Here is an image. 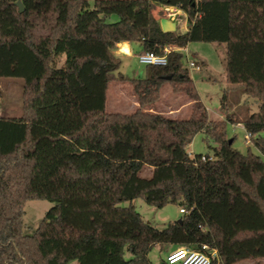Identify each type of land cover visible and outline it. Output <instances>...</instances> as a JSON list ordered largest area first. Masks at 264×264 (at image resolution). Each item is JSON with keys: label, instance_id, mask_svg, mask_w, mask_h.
<instances>
[{"label": "trees", "instance_id": "16d2710c", "mask_svg": "<svg viewBox=\"0 0 264 264\" xmlns=\"http://www.w3.org/2000/svg\"><path fill=\"white\" fill-rule=\"evenodd\" d=\"M157 5L184 11L189 30L163 31ZM195 41L226 44V80L258 111L236 116L224 101L226 117L210 118L179 50ZM122 42L172 50L129 79L115 53ZM0 77L23 79L21 116H0V264H152L156 246L264 264V0H0ZM113 81H131L140 107L108 112ZM165 83L193 101L188 118L144 109ZM229 122L259 154L234 146ZM200 132L212 159L187 150ZM139 197L185 212L159 229L134 207ZM32 199L54 206L25 234Z\"/></svg>", "mask_w": 264, "mask_h": 264}, {"label": "rangeland", "instance_id": "374dc122", "mask_svg": "<svg viewBox=\"0 0 264 264\" xmlns=\"http://www.w3.org/2000/svg\"><path fill=\"white\" fill-rule=\"evenodd\" d=\"M91 4L95 0H89ZM156 17L160 20L171 17L169 10H161L156 7L153 10ZM175 30L177 35H183L189 26L186 19V13L180 11V15L175 14ZM188 49L192 59L201 63L202 68L189 69L197 90L208 109L211 119H224L225 112L222 109V104L225 101L229 107V112L236 113V116H245L248 113L258 111L259 106L255 99L248 97L243 91L242 84H230L226 80V58L227 48L225 43L218 42H204L195 41L188 44ZM117 47L115 53L122 59V64L119 71L127 78H143L145 76L146 65L141 63L138 59V52L135 51L132 55H125L118 51ZM186 65V58H183ZM164 86V87H163ZM226 92V100L224 94ZM174 96V97H173ZM184 92H174L168 83L162 85L160 89V96L157 101L144 107V109L152 108L155 112L166 115L168 113L165 109V103H174L178 101ZM138 97L135 94L131 81H113L108 85L106 92L107 110L115 108L122 113H131L137 109ZM23 104V79L16 77H0V116L5 117H19L22 113ZM168 104V103H166ZM190 109L184 107L179 119H185L186 114ZM166 111V112H165ZM228 135L230 138L235 137L234 146L242 153H246L248 148L257 154L259 150L246 139L248 133L244 125L238 123H228ZM264 136V131L262 132ZM214 146V144H213ZM191 156L200 154H209L214 156V149L208 146L205 140L204 132L195 135L192 143L187 147ZM134 207L142 217L150 222L153 226L162 229L170 221H174L181 216L180 206L177 204H167L164 207H155L146 203V201L139 197L132 201ZM128 205L130 202H124ZM54 206V203L46 199H32L25 203V213L23 215L24 233L32 234L38 227L46 213ZM168 253L161 252L159 247H154L149 253V258L152 264H160L161 260L167 256ZM128 258L130 254L126 255ZM72 264H77L73 262ZM236 264H251L249 261H240Z\"/></svg>", "mask_w": 264, "mask_h": 264}, {"label": "built area", "instance_id": "2783aa9c", "mask_svg": "<svg viewBox=\"0 0 264 264\" xmlns=\"http://www.w3.org/2000/svg\"><path fill=\"white\" fill-rule=\"evenodd\" d=\"M171 17H176V10L169 8ZM172 50L171 47L166 46L164 48V52L162 54L156 53L154 51L143 50L138 54V59L141 63L148 64H158L165 65L168 62V53ZM184 52V57L186 58V66L189 69H197L200 70L201 66L192 59L190 55V51L188 47L180 48ZM246 139L250 140V133L246 134ZM212 156H202V159H212ZM180 212H185L183 208L180 209ZM216 258V264H222L220 257L218 256V252L216 249L208 250L206 246H204L203 250H195L186 246H180L172 251H170L167 255V261L170 264H213V260Z\"/></svg>", "mask_w": 264, "mask_h": 264}, {"label": "crops", "instance_id": "0c3cea01", "mask_svg": "<svg viewBox=\"0 0 264 264\" xmlns=\"http://www.w3.org/2000/svg\"><path fill=\"white\" fill-rule=\"evenodd\" d=\"M156 7H158L161 10L162 9L163 10H168L169 8L175 9L177 15H180V11H182L181 9L176 8V7H172V6H158L157 5ZM162 19H163V17H162ZM167 19H169L170 21H173V22L175 21V17H169ZM160 21H161V19H160ZM188 30H189V26L187 27V31ZM117 47L119 48V50H118L119 52H121V53H123V54H125L127 56L132 55L135 51H137L138 54L141 51H143L137 45H132L129 42L119 43ZM201 68H202V66H201ZM136 103L137 104H134V106L137 105V108H139L140 107L139 103L138 102H136ZM166 103H168V104H166ZM166 103L164 104L165 105L164 107H165L166 111L168 112V113H166V116H170V117H173V118L179 117V115L182 114L181 112L183 111L184 107H187V108L190 109L188 111V113L186 114L185 118H188L190 116V114H191L193 101L186 94H185V96H182V98H180L178 101H175L174 103H171V104L169 102H166ZM107 106H108V104L106 103V110H107ZM145 110L146 111H150V112H155L154 109H152V108L145 109ZM107 111L108 112H120V111H117L115 108H110Z\"/></svg>", "mask_w": 264, "mask_h": 264}, {"label": "water", "instance_id": "95a60500", "mask_svg": "<svg viewBox=\"0 0 264 264\" xmlns=\"http://www.w3.org/2000/svg\"><path fill=\"white\" fill-rule=\"evenodd\" d=\"M16 5L19 6V9L21 12L24 11L25 8H24L21 1H17ZM160 23H161V27H162L163 31H165V32H173L175 30V27H176L175 22L170 21L167 18L161 19ZM166 78L169 79L170 76H167Z\"/></svg>", "mask_w": 264, "mask_h": 264}]
</instances>
